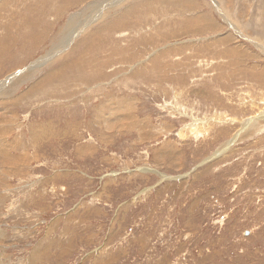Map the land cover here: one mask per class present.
Returning <instances> with one entry per match:
<instances>
[{
    "label": "rangeland",
    "instance_id": "1",
    "mask_svg": "<svg viewBox=\"0 0 264 264\" xmlns=\"http://www.w3.org/2000/svg\"><path fill=\"white\" fill-rule=\"evenodd\" d=\"M0 264H264V0H0Z\"/></svg>",
    "mask_w": 264,
    "mask_h": 264
},
{
    "label": "bare ground",
    "instance_id": "2",
    "mask_svg": "<svg viewBox=\"0 0 264 264\" xmlns=\"http://www.w3.org/2000/svg\"><path fill=\"white\" fill-rule=\"evenodd\" d=\"M226 13V12H225ZM72 21V16L70 17V18H68V22H67V24H69L70 22ZM62 30V29H61ZM55 50V49H54ZM57 51H59V50H57ZM57 51H56V53H57ZM46 57V56H45ZM40 58V57H39ZM44 57H42V59H43ZM47 58H48V56H47ZM46 58V59H47ZM9 78V77H8ZM14 78V77H13ZM12 78L10 77V79L9 80H11ZM37 90V89H36ZM39 93V92H38ZM43 94V93H42ZM195 120V119H194ZM207 123V122H206Z\"/></svg>",
    "mask_w": 264,
    "mask_h": 264
}]
</instances>
